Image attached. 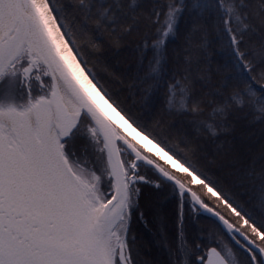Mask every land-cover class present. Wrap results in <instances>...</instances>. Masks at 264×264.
<instances>
[{
    "label": "snow or ice",
    "instance_id": "6c2138e0",
    "mask_svg": "<svg viewBox=\"0 0 264 264\" xmlns=\"http://www.w3.org/2000/svg\"><path fill=\"white\" fill-rule=\"evenodd\" d=\"M0 264H264V0H0Z\"/></svg>",
    "mask_w": 264,
    "mask_h": 264
}]
</instances>
